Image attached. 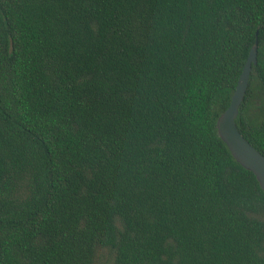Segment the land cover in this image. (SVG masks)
Here are the masks:
<instances>
[{"label": "trees", "instance_id": "16d2710c", "mask_svg": "<svg viewBox=\"0 0 264 264\" xmlns=\"http://www.w3.org/2000/svg\"><path fill=\"white\" fill-rule=\"evenodd\" d=\"M264 0H0V264H264Z\"/></svg>", "mask_w": 264, "mask_h": 264}, {"label": "water", "instance_id": "95a60500", "mask_svg": "<svg viewBox=\"0 0 264 264\" xmlns=\"http://www.w3.org/2000/svg\"><path fill=\"white\" fill-rule=\"evenodd\" d=\"M256 63L257 42L251 48L229 107L217 120V129L218 134L228 145L235 159L255 174L264 191V154L242 134L236 122L240 106L249 86L252 65Z\"/></svg>", "mask_w": 264, "mask_h": 264}]
</instances>
